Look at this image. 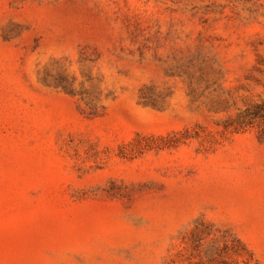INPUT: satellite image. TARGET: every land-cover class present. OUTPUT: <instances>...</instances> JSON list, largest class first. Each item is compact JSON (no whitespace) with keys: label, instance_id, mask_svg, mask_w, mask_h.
<instances>
[{"label":"rangeland","instance_id":"obj_1","mask_svg":"<svg viewBox=\"0 0 264 264\" xmlns=\"http://www.w3.org/2000/svg\"><path fill=\"white\" fill-rule=\"evenodd\" d=\"M263 114L264 0H0V264H264Z\"/></svg>","mask_w":264,"mask_h":264},{"label":"trees","instance_id":"obj_2","mask_svg":"<svg viewBox=\"0 0 264 264\" xmlns=\"http://www.w3.org/2000/svg\"><path fill=\"white\" fill-rule=\"evenodd\" d=\"M242 115V116H241ZM244 113L242 112L239 117H243ZM263 120H264V114L262 116H260ZM234 243H237V245L239 247H241V250L245 251L246 253H248V249L246 248V246L238 239H233ZM193 250L195 251V254H200L199 253V246L195 245V247H193ZM223 254L218 251V249L216 250H207L204 252L203 254V258L200 260V262L196 263V264H227L226 261H224L223 259ZM186 261H190V259H186Z\"/></svg>","mask_w":264,"mask_h":264}]
</instances>
